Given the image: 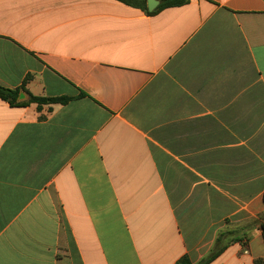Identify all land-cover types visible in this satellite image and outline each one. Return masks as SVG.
Wrapping results in <instances>:
<instances>
[{"label": "crops", "instance_id": "0c3cea01", "mask_svg": "<svg viewBox=\"0 0 264 264\" xmlns=\"http://www.w3.org/2000/svg\"><path fill=\"white\" fill-rule=\"evenodd\" d=\"M24 82L72 100L0 99V264L264 261V0H0Z\"/></svg>", "mask_w": 264, "mask_h": 264}, {"label": "trees", "instance_id": "16d2710c", "mask_svg": "<svg viewBox=\"0 0 264 264\" xmlns=\"http://www.w3.org/2000/svg\"><path fill=\"white\" fill-rule=\"evenodd\" d=\"M117 1L127 6L141 9L149 15H155L164 9L183 6L190 2V0H160V5L154 11L149 12L147 6V0H117ZM25 82L24 85H22V87L16 89H9L0 85V99L7 102L11 107H25L31 104H35L37 105V108L39 110H41L43 106H47V105L50 106L54 104H66L72 100V98L70 97L34 96L26 90ZM22 92L28 94L29 99L27 101L20 100V95ZM261 228L264 236V224L261 225ZM221 245H222L221 238H218L212 254L198 264H210L213 260H215L226 248L225 246H221ZM262 263H264L263 260L256 261V264H262ZM177 264H194V263L191 261L188 255H184L178 260Z\"/></svg>", "mask_w": 264, "mask_h": 264}, {"label": "water", "instance_id": "95a60500", "mask_svg": "<svg viewBox=\"0 0 264 264\" xmlns=\"http://www.w3.org/2000/svg\"><path fill=\"white\" fill-rule=\"evenodd\" d=\"M159 5H160V2L158 0H147V6H148L149 12L154 11ZM23 98H24V95L22 94L20 96V99H23Z\"/></svg>", "mask_w": 264, "mask_h": 264}, {"label": "rangeland", "instance_id": "374dc122", "mask_svg": "<svg viewBox=\"0 0 264 264\" xmlns=\"http://www.w3.org/2000/svg\"><path fill=\"white\" fill-rule=\"evenodd\" d=\"M222 246V245H221Z\"/></svg>", "mask_w": 264, "mask_h": 264}]
</instances>
